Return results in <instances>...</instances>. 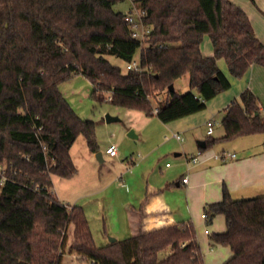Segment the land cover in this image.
<instances>
[{
	"label": "trees",
	"instance_id": "obj_1",
	"mask_svg": "<svg viewBox=\"0 0 264 264\" xmlns=\"http://www.w3.org/2000/svg\"><path fill=\"white\" fill-rule=\"evenodd\" d=\"M120 1L0 0V264H63L59 250L70 224L79 253L93 264H205L193 223L140 229L98 246L83 206L56 197L54 175L77 173L71 155L77 137L83 134L89 149L99 151L96 121L82 118L60 85L82 74L95 100L166 123L205 109L231 87L220 58L237 78L253 64L264 66V42L230 0H131L152 28L140 49L127 13L114 9ZM207 34L210 56L200 47ZM107 55L125 62L139 57L140 70L124 72ZM187 74L189 90L169 89ZM165 89L155 113L150 96ZM222 125L223 136H210L208 147L264 133L258 96L243 90L226 107ZM218 214L226 230L210 238L233 251L223 264H264V195L234 199L224 187L222 199L204 207L206 223Z\"/></svg>",
	"mask_w": 264,
	"mask_h": 264
},
{
	"label": "crops",
	"instance_id": "obj_2",
	"mask_svg": "<svg viewBox=\"0 0 264 264\" xmlns=\"http://www.w3.org/2000/svg\"><path fill=\"white\" fill-rule=\"evenodd\" d=\"M200 47L204 55L214 54V50H211L209 46L202 49L201 44ZM227 63L224 58L218 60L219 67L230 78L232 86L238 81H233L231 76L227 74ZM184 76L187 77V87L190 88L191 77L189 74ZM243 77H245L246 82L241 89L249 88L258 96L260 109L264 113V66L253 64ZM178 90L181 93L184 91L183 88ZM228 92H220L209 100L207 105L212 106L211 109L226 105L236 94V92L235 94ZM133 110L137 112L135 118L142 123V126L138 128V123L130 120L127 121L125 128L126 132H133V139H138L136 145L131 146L132 148L123 149L115 144L121 150V154L116 157H111L106 153L107 147L114 143L107 144L105 148V153L109 156L110 162L114 163V170L104 187L119 180L118 189L127 190L121 193L125 208L124 220L127 237L134 235L140 229L152 230L174 223H193L194 225L200 223L203 225L205 222V205L220 201L223 197L224 187L230 191L234 199L264 195V144L259 149L244 151L241 156L222 147L218 149L212 147L211 150L203 152V157L197 163H193L189 161V157L196 154L200 149L208 148L207 144L206 147H202L199 142H206L214 134H208L207 121L210 119V111L196 112L165 123L157 115L149 116L141 110ZM174 133H179L183 140L175 138ZM97 138L100 151L103 142L99 134ZM133 149L138 152L137 159H134ZM96 153L91 150L86 153L83 164L94 165ZM173 153L179 157L178 160L174 164L166 162L165 165L168 167L166 170L160 168L159 163L164 158L172 157ZM221 153H235L236 156L223 161L216 157ZM183 154L185 157H182ZM98 161H106L103 152L101 160L98 159ZM75 165L77 167V173L74 175L75 188H77L81 184V171L76 161ZM74 176L65 179H72ZM186 176H188V182L184 183L183 178ZM59 177L58 175L53 177V188L56 187L53 192L62 202L73 205L70 203L69 194H67V190L71 188V181H59L57 179ZM56 180H58V186ZM91 180L87 184L90 189L86 193L79 194L75 191V204L98 191L92 189L96 177H92ZM100 186L102 189L103 185ZM82 206L90 224L89 211L84 205ZM89 207L91 209V204ZM109 214L111 220H114V213L110 211ZM216 220L213 221V229L218 232L225 231L226 224L223 223V219H220L221 221ZM204 234L207 242L204 256L205 264H223L232 256L233 251L230 247L215 243L209 238L210 230L208 228L204 229ZM201 243L204 244L202 238ZM212 246H215V249Z\"/></svg>",
	"mask_w": 264,
	"mask_h": 264
},
{
	"label": "rangeland",
	"instance_id": "obj_3",
	"mask_svg": "<svg viewBox=\"0 0 264 264\" xmlns=\"http://www.w3.org/2000/svg\"><path fill=\"white\" fill-rule=\"evenodd\" d=\"M235 5L240 6L243 10L247 12L249 15L254 31L257 36L264 42V0H230ZM114 9L117 11H122L124 13H132L134 16H138L140 9L134 6L131 0H123L114 4ZM212 50L214 46H212V42L210 36L207 34L204 36L202 41V49L208 47ZM139 53V52H138ZM113 64L119 65L122 70L126 71V62L116 56L107 55L106 56ZM227 74L231 76L233 81H238L236 84L233 83L230 89L225 90L235 94L229 103L222 107H217L216 109H211L212 106L209 104L207 108L199 111V113L210 111V119H214L216 121V129L213 134V137L218 138L224 134V125H222V118L225 115L226 107L230 104L234 99H239L241 92L243 89L241 87L245 84V77H234L230 74L228 66L226 69ZM188 80L186 76H183L176 80L175 87L178 90L179 88H183V92L189 90ZM60 89L64 96L67 98L74 110L85 119H90L96 121L97 128L96 131L103 142V145L100 149L101 153L103 152L105 162H99L98 158L95 155L94 165L92 164H83L85 160L86 153H89V147L86 141V136L80 134L77 137L71 148V154L76 161V164L80 168V179L81 184L75 188V176L72 179L65 178H57L59 181H71V188L67 190V194H69L70 203L75 204V191L79 194L86 193L90 188H88L87 184L90 183L92 177H96L94 181V185L91 187L92 189L98 190L93 195H88L85 199H81L77 202L79 205H84L88 211L90 216V224L91 230H93L92 234L95 239V242L99 245L104 244L107 241H110L111 237L116 239H123L127 237V232H125V220L124 213L125 208L122 203V192H126L127 190H119L118 184L119 180L115 181V183H111L109 186L104 187V185L111 178L110 174L114 170V163L109 159V156L105 153V148L107 144H117L123 149L132 148L131 146L136 145L138 141L137 138L129 136V132H126L125 125L128 123L127 121L133 120L138 123V128L141 127L142 123L135 118V113L133 109L125 108L122 106L115 105L108 101L100 102L95 100L92 97V92L94 86L92 82L82 74L72 75V77L61 83ZM238 89V91H236ZM241 90V91H240ZM179 91V90H178ZM165 90H156L152 93L151 102L154 106H157L158 103L167 99L168 94ZM217 106V105H216ZM106 114H110L112 116L118 117L119 120H114L108 122L106 119ZM134 114V116H133ZM97 134V136H98ZM264 140V133H256L251 135H242L230 140H219L212 146L207 149H200L196 153H199V159L202 156L205 150H211L212 147L214 149H218L219 147L225 148L227 151L236 152L241 156L244 151H252L259 149L262 146ZM134 150V149H133ZM137 151L134 150V159H137ZM172 157L164 158L161 163H159L163 170L168 169L165 163L170 162L169 164H174L179 157L172 154ZM182 157H185L184 154ZM126 162H128L126 160ZM131 163V162H130ZM116 171V169H115ZM58 180H56V185L58 186ZM102 183V184H101ZM100 185H103L102 189ZM56 187L52 188L54 191ZM100 189V190H99ZM242 198V197H241ZM249 198V197H244ZM102 204H98V202ZM91 204V209L89 205ZM112 211L114 213V220H111L109 212ZM109 214V215H108ZM215 219L218 221L223 219V223L226 224L224 215L218 214L215 216ZM216 220V221H217ZM220 220V221H221ZM213 221L212 223H206V221L202 224H195L197 238L201 245V249L203 250V254H206V246L207 242L205 239L204 229L208 228L210 230V235L213 233H217L215 229H213ZM215 230V231H214ZM201 235V237H200ZM209 235V238H210ZM201 238L204 240V244L201 243ZM211 239V238H210ZM62 248L59 250V253L62 255V263L63 264H93L92 262L86 260L79 253L80 243L75 240L74 236V224H70L68 230L64 233L62 238ZM215 249V246H212ZM209 248V245H208ZM164 253H167L166 251ZM163 253V254H164Z\"/></svg>",
	"mask_w": 264,
	"mask_h": 264
},
{
	"label": "built area",
	"instance_id": "obj_4",
	"mask_svg": "<svg viewBox=\"0 0 264 264\" xmlns=\"http://www.w3.org/2000/svg\"><path fill=\"white\" fill-rule=\"evenodd\" d=\"M143 14H144V11L140 10L137 17L134 16L132 13H127L126 17H125L126 21H128V23L130 24L133 36L140 41V44H141L140 49H142L145 45H147L146 41H147L148 35L152 29L143 22V20H142ZM139 65H140V59H139V57H136V58H134V60L126 62V71L140 70ZM154 112L155 113L157 112L156 106L154 108ZM215 126H217V125H216V121L214 119H209L207 121V127H208V134L209 135H212L214 133ZM174 137L181 140V141L183 140V137L179 133H174ZM106 153L111 157H116V156H119L121 154V150L119 149V147L117 145L112 144V145L107 147ZM235 156H236L235 153H221L219 155H216L217 158H219L223 161H226L228 158L235 157ZM189 161H191L193 163H197L199 161V153L191 155L189 157ZM3 170H4L3 165H0V172H3ZM183 182L184 183L188 182V176L183 178Z\"/></svg>",
	"mask_w": 264,
	"mask_h": 264
},
{
	"label": "water",
	"instance_id": "obj_5",
	"mask_svg": "<svg viewBox=\"0 0 264 264\" xmlns=\"http://www.w3.org/2000/svg\"><path fill=\"white\" fill-rule=\"evenodd\" d=\"M169 89H170L171 91H172V90H175L174 84H171L170 87H169ZM106 119H107L108 122H111V121H114V120H119L118 117H116V116H112V115H110V114H106ZM129 136L134 137V136H133V132H130V133H129ZM199 145L202 146V147H206V142H205V141H200V142H199ZM101 156H102V153H101L100 151L96 153V157H97L98 159H100V160H101ZM115 240H116V238H114V237H111V238H110V242H114Z\"/></svg>",
	"mask_w": 264,
	"mask_h": 264
}]
</instances>
